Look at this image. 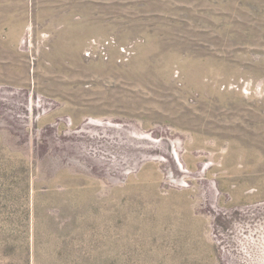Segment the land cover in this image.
Masks as SVG:
<instances>
[{
    "label": "rangeland",
    "instance_id": "obj_1",
    "mask_svg": "<svg viewBox=\"0 0 264 264\" xmlns=\"http://www.w3.org/2000/svg\"><path fill=\"white\" fill-rule=\"evenodd\" d=\"M0 264H264V0H0Z\"/></svg>",
    "mask_w": 264,
    "mask_h": 264
}]
</instances>
